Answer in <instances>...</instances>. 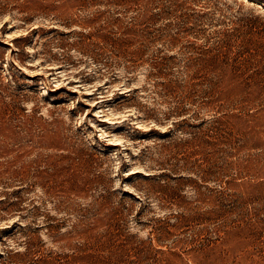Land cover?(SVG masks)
I'll list each match as a JSON object with an SVG mask.
<instances>
[{"label":"rangeland","instance_id":"obj_1","mask_svg":"<svg viewBox=\"0 0 264 264\" xmlns=\"http://www.w3.org/2000/svg\"><path fill=\"white\" fill-rule=\"evenodd\" d=\"M0 264H264V0H0Z\"/></svg>","mask_w":264,"mask_h":264}]
</instances>
